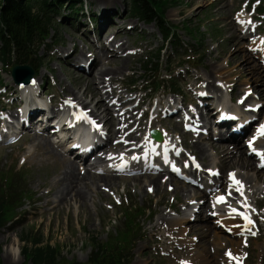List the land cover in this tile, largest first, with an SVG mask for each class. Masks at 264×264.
I'll use <instances>...</instances> for the list:
<instances>
[{
	"label": "rangeland",
	"instance_id": "obj_1",
	"mask_svg": "<svg viewBox=\"0 0 264 264\" xmlns=\"http://www.w3.org/2000/svg\"><path fill=\"white\" fill-rule=\"evenodd\" d=\"M162 1L166 7L164 17L170 27L176 28L171 41L163 39L153 24L143 23L131 16L128 0H86V9L89 12L91 9L92 14H96L94 20L87 16L82 17L80 14L79 19L73 17L77 14L67 15L71 18H64L60 21H58L59 18H56L51 27L52 39L46 45L39 47L33 60L35 63H41L40 69L34 75L44 74L40 80L38 97L49 105H57V103L60 105V103L66 104L69 99H74L75 95H81L83 87L80 88L77 84V76L89 74L90 71L74 65L71 60L74 53L69 58L64 57L62 51L71 50V46L74 45L75 49H83L85 56L80 58L84 65L87 57L90 54L94 56L95 51H98L96 47L100 44L95 40L93 34H90L92 31L89 32V30L94 29L96 37L106 31L108 46L111 47L113 43L116 45L120 41L126 43L127 49L124 53L129 54V63L117 75L113 85L120 83L124 98L143 97L140 108L134 111L136 117H139L143 109L147 110L140 124L143 131L146 124L156 116L163 121L165 127H171L172 134L175 138L178 137L177 141L181 140L185 145L192 144L195 138H198L197 135L202 132L200 140L207 151L212 152L208 147L207 139L215 141L217 139L214 138V134L211 135V138H206V136L209 130L217 131L218 128H214V124L211 125V129L204 127L200 132L191 133L185 131L181 124L174 128L175 122L182 120V112L186 108L190 109L191 107L196 110V105H200V101L195 97L199 89H195V87L200 85L203 77L209 75V80L214 79L217 84L220 83L228 91L231 87H236V96L233 101L245 104L247 108H250L251 105L247 104L249 101H244L245 95L241 91L250 84L251 88L246 91V94L256 99L259 105V110L256 113L258 116L254 122L261 120V116L264 114V97L260 98L257 91L263 90L264 92V81L262 82L261 79L254 81L252 72L258 71L264 80V49L260 48L261 44L257 45L254 42L258 36L264 37V11H262L263 13L259 11L264 0H234L233 3L228 1L224 4L219 0L211 2H201V0ZM65 8H62V13H68L69 10ZM243 9L248 15H251L256 25V29L252 33H244L237 25V12ZM117 21V26H112ZM100 22L103 24L99 29H96ZM70 32L74 34L71 35ZM146 59H152L151 73L144 71L143 64ZM10 70L9 67L0 65V185L5 183V179L1 178L3 174L11 175L16 172L27 191L23 206L12 209L6 218L7 223L0 228L2 263L23 264L25 257L21 250L24 247H30L33 241H41L43 245L48 244L56 247L63 262L85 263L92 251L91 242L103 244L108 241L113 245L119 239L122 240V231L125 228L123 218H119V216L124 210L129 211L130 207L135 208L132 215L137 226L141 227V231L137 232L134 228L131 230V243L125 246L124 252V254L127 253L128 264L134 262L140 264L185 263L187 260L182 257L186 251L185 248L176 242L168 243L160 232L154 234L150 228L161 214L181 219L184 213H189L192 221H188V224L200 223V220L193 217L201 212L199 208L201 201L199 198L187 199L180 191L175 193V197L172 193L173 185L170 183L166 186L165 199L168 204L157 203L160 195H156L151 186L145 188L143 185V188H139L131 179L126 178L131 174H148L151 172L149 169L136 173H134V169L105 172L116 177V186L109 189L101 182V191L98 192L93 187L87 196V209H83L79 214L77 204L74 203L70 212L67 207L62 211L50 213L46 210L44 199L38 196L47 191L51 181L55 178L58 157L49 153L47 161L41 164L39 157L38 160L36 158L33 161L22 160L24 155L32 150L26 134L38 130L32 127L27 129L17 127L18 121L11 117V112L18 111L14 90L19 93V87L12 79ZM67 70L68 73H66ZM8 86L11 88L9 89ZM125 89H128V92ZM250 91L251 93L248 94L247 92ZM170 97L178 103L184 102L183 108L185 109L178 116L169 115L168 111L172 112V110L164 105V102ZM88 98L89 94L85 99L88 100ZM106 100L112 103L114 98L110 99L109 96ZM134 103L136 101L132 100L128 105L132 106ZM18 107L20 108V103ZM114 112L117 113V111ZM215 117L214 119H216ZM5 125H11V127L5 128ZM99 126V131L102 130V134L105 135V126L101 124ZM235 127L236 125H233L230 131H233ZM50 129L51 131L48 133L53 147L57 152H63L64 147L60 141L57 142L58 144L54 142L56 135L53 136L55 134L53 127L49 126ZM118 136L120 134L111 137L110 142L120 141L122 138ZM247 138L248 132L243 133L238 145L246 150L256 163L257 156L250 154L245 147ZM47 149L49 148L46 146H40L41 157H44L42 152ZM180 151L183 153L175 156L178 164L187 162L186 165H189L188 148L181 145ZM244 155L247 156L246 153ZM191 157L200 159L198 154ZM212 157L211 154L206 159L207 161L202 159L200 161L203 165L209 166ZM198 160L195 162L197 163ZM229 169L231 168H226V171L221 173L220 179H226V175L231 172ZM178 171L176 170L174 173L162 172L165 174L164 178L171 175L178 181L184 182L183 179H186L189 197H193L195 190L201 194L202 198L207 196L208 201H211L217 187L221 185L220 183L214 185L212 189L204 193L200 188L189 184L188 177ZM238 171L245 172L243 169H238ZM98 173L101 172L98 171ZM197 179L199 180V177ZM43 181H46L47 186H38V183ZM187 200L190 201L191 207L184 208V203ZM170 205L176 208H172ZM193 205L196 206L191 210ZM215 211H206L209 215L208 220H211L208 221L209 223H217ZM113 219L115 221H112ZM15 236L19 240L17 259L15 262H4L2 255L5 254V247L11 243ZM250 250L253 260L247 261V263L264 264L260 254V251L264 252V241L254 243ZM140 252L144 254L138 256ZM235 264H239V262L235 261Z\"/></svg>",
	"mask_w": 264,
	"mask_h": 264
},
{
	"label": "bare ground",
	"instance_id": "obj_2",
	"mask_svg": "<svg viewBox=\"0 0 264 264\" xmlns=\"http://www.w3.org/2000/svg\"><path fill=\"white\" fill-rule=\"evenodd\" d=\"M207 1L211 2L212 0H201V2ZM228 1L234 2V0H219L222 4ZM236 20L240 30L244 33L255 31L256 25L245 9L237 12ZM117 23L118 21L112 26H117ZM102 24L103 22H100L96 29H99ZM91 31L90 34H93L95 40L100 44L96 47L98 51H95L94 56L90 54L84 65H82L80 58L85 56L83 49L77 48V50L74 45L71 46V50L62 51V55L69 58L74 53L71 58L74 65L90 71L89 74L77 76V84L83 89H81V95H75L74 99H69V101H74L72 106H66L70 104L69 101L66 105L63 103L49 105L38 97L40 80L44 77L43 73L37 74L28 83L17 85L19 93L14 90L20 108L17 104L18 111L11 112V117L18 121L19 127L24 129L32 127L39 131H31L26 134L32 150L26 153L22 160L33 161L36 158L38 160L39 157L41 164L47 161L49 153L58 157L55 178L51 181L47 191L38 196L44 199L47 206L46 210L50 213L62 211L67 207L68 212H70L74 203L77 204L78 214L81 213L83 209H87V196L93 187L98 192L101 191V182L109 189L116 186V177L105 172H117L115 171L117 164H121L120 168L127 171L134 169V173L149 169L151 172L148 174H131L126 178L131 179L139 188H143V185L145 188L151 186L153 192L160 195L157 203L168 204L165 199L166 186L170 183L173 185L172 193L174 195L180 191L187 199L199 198L201 201L199 205L201 212L193 217L200 220V223L188 224V221H192L189 213H184L181 219L161 214L150 228L154 234L160 232L168 243L170 241L176 242L185 248L186 251L182 257L186 258L187 261L181 262V264H235V261L239 264H248L247 261L253 260L250 256V249L254 243L264 241V167H260L261 156L259 155L264 153V134L257 138L255 144L253 143L255 154L258 156L256 163L252 160L251 155L238 145L243 133L248 132L247 140H249L256 133L255 129L259 125L256 123L264 121L263 114L261 120L254 123L258 115L251 110V107L257 105L258 101L246 94L251 85H247L241 91L245 95L244 101H249L247 104L251 105L250 108L238 101H233L236 96V87H231L228 91L220 83L217 84L214 79L209 80L210 75L203 77L200 85L195 87V89H199L195 97L200 101V105H196V110L191 109V107L190 109L183 108L184 102L178 103L171 97L164 102L165 107L172 110L176 116L185 109L184 113L182 112V118L184 114H188L186 124L195 125L201 130L204 127L211 129L212 124H214V128H218L215 132L209 130L206 136V138H211V135L214 134V138L217 139V141L207 139L208 147L212 152H208L200 140L202 132L197 135L198 138H195L192 144L185 145L181 140L178 142V137L175 138L172 134V128L165 127L163 121L156 116L146 124L143 131L140 124L147 110L143 109L139 117H136L134 112L140 108L143 97L130 96L124 98L119 86L120 83L113 85L117 75L129 63L130 56L124 53L127 49L126 43L120 41L116 45L113 43L110 47L108 46V33L106 31L98 37H96V32H93L94 29L91 28L89 32ZM70 33L71 35L74 34ZM254 42L257 45L261 44L260 48L264 49V37L258 36ZM123 60L125 61L121 65ZM252 75L254 81L260 79L262 82L264 81L258 71H253ZM200 77L202 76L200 75ZM125 91L128 92V89ZM257 92L260 98L264 97L263 90ZM87 94H89L88 100L85 99ZM109 96L110 99L114 98L112 103L106 100ZM132 100H135L136 103L129 106L128 103ZM79 112H83L84 117H78L77 120L72 121V117L78 116ZM227 114H234L236 118L227 120ZM62 116L60 125L56 126ZM90 121H95V124L92 128L87 129L91 124ZM100 124L105 126V135L102 134V130L99 131ZM178 124L182 125L181 121H176L174 128H177ZM233 125L242 126L240 133L236 134L230 131ZM49 126H56L55 130L63 136L60 138L61 145L64 147L63 152H57L53 147L52 141L49 139L48 132L51 131ZM8 127L11 125H5V128ZM150 129L159 130L163 138L154 140L153 144L149 143ZM84 131L89 135L83 136L82 132ZM118 134H120L118 137L122 139L117 140L116 143H111V137ZM133 141L137 142L134 143ZM179 143L188 148L189 165H186L187 162L179 165L177 157L174 158L173 154L177 150L180 151L181 145ZM76 144L79 147H76ZM40 146L49 148L42 152L44 157H41ZM245 147L248 150V146ZM181 153L183 152L180 151L179 154ZM194 154H198L199 158L205 161L211 154L213 157L209 166H205L200 159L195 157L192 159L191 156ZM196 160H198V164L193 166ZM171 166L179 170L180 174L186 175L188 183L200 188L204 193L212 189L214 185L219 183L221 185L217 187L211 201H208L207 196L202 198L201 194L195 190L193 197H189L188 185L185 183L187 181L175 180L171 175L164 178L165 174L162 171L174 173L170 168ZM226 168H231L229 169L231 172L226 175V179H220L221 173L225 172ZM261 168L263 170H260ZM238 169H243L245 172L238 171ZM231 173H235V178L241 181L243 195L236 191L233 181L230 179ZM38 186H47L46 181L39 182ZM229 193L231 194L229 195ZM220 194L225 196V202L217 204L216 198ZM52 195L54 198L51 197ZM245 202L250 205V208L242 206ZM184 204V208L191 207L189 200L185 201ZM170 206L176 208L173 205ZM195 206L193 205L191 210ZM232 209H236L238 212H247L254 224L248 225L247 221L240 215L233 213ZM207 210H216V224L208 222L211 220H208ZM202 212L204 214H201ZM210 213L213 214V212ZM4 251L5 254L2 255L4 262L16 261V256L19 253V240L16 236L5 247ZM229 252L236 259H230L227 255ZM261 252V261L264 262V252ZM143 254L140 252L138 256ZM132 264L140 263L134 262Z\"/></svg>",
	"mask_w": 264,
	"mask_h": 264
},
{
	"label": "trees",
	"instance_id": "obj_3",
	"mask_svg": "<svg viewBox=\"0 0 264 264\" xmlns=\"http://www.w3.org/2000/svg\"><path fill=\"white\" fill-rule=\"evenodd\" d=\"M129 14L146 24H153L159 34L165 40L173 38L174 27H170L164 17L166 7L162 0H128ZM66 7L68 13L63 12ZM86 0H0V65L9 67L15 64H28L37 72L41 63L33 60L39 47L46 45L51 39L52 22L64 18L79 19L91 16L93 20L96 14L86 9ZM263 13L264 4L259 8ZM158 57V55H157ZM152 59L144 60V71L151 73ZM150 75V74H149ZM5 183L0 185V228L7 223L8 213L13 209L23 206L27 188L22 179L15 172L11 175L3 174ZM135 208L121 212L119 218H123L124 228L122 240L116 244L90 243L92 251L85 263L75 261L63 262L60 259L59 251L52 245H43L41 241H33L30 247H24L25 261L23 264H128L125 246L131 243V230L137 232L141 227L137 226L133 218ZM146 211V209H145ZM112 221H115L114 219ZM130 233V235H129ZM116 236V235H115ZM1 254V244H0ZM0 264H3L0 257Z\"/></svg>",
	"mask_w": 264,
	"mask_h": 264
},
{
	"label": "snow or ice",
	"instance_id": "obj_4",
	"mask_svg": "<svg viewBox=\"0 0 264 264\" xmlns=\"http://www.w3.org/2000/svg\"><path fill=\"white\" fill-rule=\"evenodd\" d=\"M261 133L264 134V126H262V128H261ZM259 155L261 156V160H262V163L260 164V167H264V153H260ZM230 179H232L233 185L235 186L236 191L241 192V195H243V192H242V187H243L242 186V183H241V181H239V180H237L235 178V173H231L230 174ZM230 194L231 193H229V195ZM218 202H225V198L224 197H219L218 198ZM242 206L243 207L250 208V205H247L246 202ZM231 211L233 213H236L237 215H240L243 219H245L247 221V224L248 225H253L254 224V222L251 220V218H250V216L248 215L247 212H238L236 209H232ZM252 234L255 235V233H252ZM227 255L230 257V259H236L235 257L232 256L231 252L227 253Z\"/></svg>",
	"mask_w": 264,
	"mask_h": 264
},
{
	"label": "water",
	"instance_id": "obj_5",
	"mask_svg": "<svg viewBox=\"0 0 264 264\" xmlns=\"http://www.w3.org/2000/svg\"><path fill=\"white\" fill-rule=\"evenodd\" d=\"M11 76L20 84L28 83L35 75L33 69L27 64H16L11 69ZM152 135L157 136L155 129L152 130Z\"/></svg>",
	"mask_w": 264,
	"mask_h": 264
}]
</instances>
